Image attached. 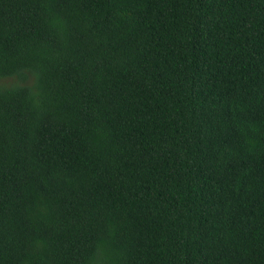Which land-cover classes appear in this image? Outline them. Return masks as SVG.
Returning a JSON list of instances; mask_svg holds the SVG:
<instances>
[{"label": "trees", "instance_id": "trees-1", "mask_svg": "<svg viewBox=\"0 0 264 264\" xmlns=\"http://www.w3.org/2000/svg\"><path fill=\"white\" fill-rule=\"evenodd\" d=\"M0 264H264V0H0Z\"/></svg>", "mask_w": 264, "mask_h": 264}]
</instances>
